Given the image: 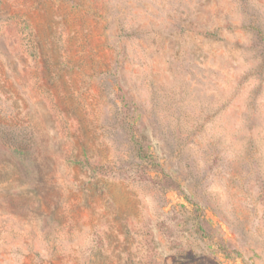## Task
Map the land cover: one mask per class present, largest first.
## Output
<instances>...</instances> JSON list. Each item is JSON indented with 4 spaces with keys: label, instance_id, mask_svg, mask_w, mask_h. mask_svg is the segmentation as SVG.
<instances>
[{
    "label": "rangeland",
    "instance_id": "374dc122",
    "mask_svg": "<svg viewBox=\"0 0 264 264\" xmlns=\"http://www.w3.org/2000/svg\"><path fill=\"white\" fill-rule=\"evenodd\" d=\"M0 264H264V0H0Z\"/></svg>",
    "mask_w": 264,
    "mask_h": 264
}]
</instances>
